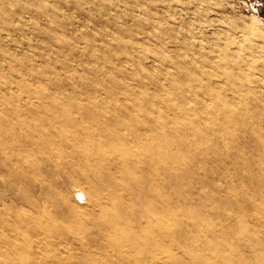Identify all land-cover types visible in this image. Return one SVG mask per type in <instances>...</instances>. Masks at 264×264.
<instances>
[{"label": "rangeland", "instance_id": "rangeland-1", "mask_svg": "<svg viewBox=\"0 0 264 264\" xmlns=\"http://www.w3.org/2000/svg\"><path fill=\"white\" fill-rule=\"evenodd\" d=\"M263 80L264 0H0V264L37 260L33 229L102 220L110 183L77 164L123 178L113 234L147 264H264ZM61 113L92 131L34 155L22 124ZM100 128L139 137L130 158L98 160Z\"/></svg>", "mask_w": 264, "mask_h": 264}, {"label": "bare ground", "instance_id": "bare-ground-1", "mask_svg": "<svg viewBox=\"0 0 264 264\" xmlns=\"http://www.w3.org/2000/svg\"><path fill=\"white\" fill-rule=\"evenodd\" d=\"M230 54L232 55V53H230ZM221 56H223V55L221 54ZM224 56H226V55H224ZM194 61H195V59H194ZM233 62L235 63V61H233ZM236 62H237V60H236ZM231 63L232 62L230 61L228 64L227 63L226 64L231 65ZM195 64H197V62ZM232 65H234V64H232ZM241 69H243V67H241ZM245 73H247V72H245ZM236 74H238V73H236ZM239 75H238V78H239ZM242 75H245V74H242ZM225 76H227V75H225ZM239 79H241V78H239ZM241 81H242V79H241ZM241 81H240V85H241ZM231 83H233V82H231ZM247 83H248V81H247ZM258 83H259V80H258ZM228 84L230 85V83H228ZM243 84H245V83H243ZM224 85H226V82L224 83ZM223 87L224 86L222 85L221 88H223ZM243 87H244V85H243ZM259 88H260V86H259ZM237 89H238V87H237ZM249 89L250 88H248V90ZM224 90H226V87ZM256 90H254V91H256ZM219 91H217V92H219ZM252 91H253V89H252ZM238 93L240 94V92H238ZM235 95H237V94H235ZM225 96H227V95H225ZM239 97H241V95ZM214 98H217V96ZM231 98H234V97L232 96ZM224 100H225V98H224ZM224 100H222V101H224ZM219 101L221 103V100H219ZM225 102H227V101H225ZM222 103H224V102H222ZM259 103H261V102H258V104ZM256 104H257V102H256ZM222 105L223 104H221V106ZM221 106H220V108H221ZM230 106H231V104H230ZM215 108H217V107H215ZM227 108H228V106H227ZM254 108H256V106ZM211 113H215V112L213 111ZM46 115H47V113H46ZM216 115H217V113H216ZM225 115H227V113H225ZM206 116H208V115H206ZM37 122L40 123L39 129H42V131L45 132V136H46L45 138H40L39 136L35 135V132H37L36 127H39L37 125L38 124ZM32 124L33 125H31V124L30 125L29 124H22V125L26 129H28V131L31 133L30 142L33 145H37L39 147V148H35L36 151L34 150L35 152L33 153L34 155H37L38 157H41V156L47 155V154L50 155L51 151L53 150L52 145H53L54 141H57V140L60 141L61 135H65L66 137L72 138V141H73L72 144L74 145V143H75L78 145L79 142L74 137V133H77L78 131H82V133H88L89 134V132L92 131V128H91L92 126L80 124L79 121H76V119H74L71 116H66L64 113H61L59 115H54V116H46V118H38V119L36 118ZM96 131L100 132V133L108 134L105 136L107 143L104 141H94L93 138L88 139L90 141V143H93L94 146H96L98 148V154H97L98 158L97 159L100 161L104 160L107 156V153L105 150V147L107 145H109V147L111 149L119 150L122 156H124V157L128 156L129 157L132 155L131 154L132 151L127 147L118 149V147H117L119 145L118 143L123 142V145L128 146V144H130V142L133 141L132 143L134 145L136 144V146H137V143L140 139L139 137L132 136V139H130L131 140L130 141L128 136L125 135V137H124L122 134H120L118 132H111L110 133L109 130H106L104 128H100L99 130L96 129ZM234 131H235V129H234ZM30 156H31V154H30ZM26 157L24 159H26ZM128 157H126V158H128ZM27 160H29V159H27ZM33 161H35V160H33ZM77 166L79 167L80 172H82L83 175H86L85 177L87 179L89 178L88 176L90 173L96 179L105 178V179H107V182L110 183L109 187L107 188V195L106 196L100 197L99 199L96 196L97 199L95 200L94 205L97 207V210L94 213L89 214L90 217L102 218V220L96 219L93 222V227H91V228H89L88 225L86 226L85 224H83V225L81 224L78 227H73L72 225H70V226H65V227H60V228L43 227L41 229L31 230L30 231L31 236H33L35 238L34 240L36 241V243L39 244V246H38L39 250H37L38 248L35 247L36 251L34 253H31V256L33 258L37 257V260L32 261V262L27 263V264H147L146 252L141 249V245H140L141 242H139V239L137 241H135V240L129 239L128 236H121L119 234H113L114 229L116 227H118V226H120V228L123 227V225H122L123 221H122L121 216L124 214L127 217V215L129 214V213L125 212V210L127 208L125 207V205H124L125 203L123 202V200H125L124 194H123L124 190L121 188V186H122L121 181L123 180V178L120 181L115 180L114 178L112 180V178H110L111 175L108 174L107 172H105L104 168L97 167L96 165L92 166L91 169H87V168L83 169L80 166V164L79 165L77 164ZM127 168H128V173L133 174V176H134L136 173V169L134 167H129V166H127ZM109 169L110 170L111 169L117 170V167L114 166L113 164H110ZM69 175H71V173H69ZM109 180H111V181H109ZM101 184H100V188H102ZM136 189H140L141 194H143L145 191H147L146 187L143 185H140V184L137 186ZM83 194L85 195L84 192L79 193L78 196H80V195L83 196ZM83 198L85 199L86 197L83 196ZM252 215H254V214H252ZM72 222H74V221H72ZM31 243H33V242L29 241V244L25 247V251H29Z\"/></svg>", "mask_w": 264, "mask_h": 264}]
</instances>
